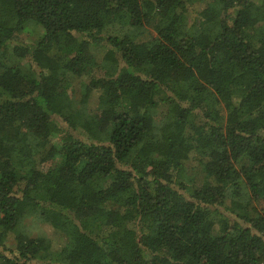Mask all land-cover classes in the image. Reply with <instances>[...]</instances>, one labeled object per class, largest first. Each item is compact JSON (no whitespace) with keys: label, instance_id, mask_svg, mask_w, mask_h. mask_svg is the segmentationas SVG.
I'll return each instance as SVG.
<instances>
[{"label":"trees","instance_id":"obj_1","mask_svg":"<svg viewBox=\"0 0 264 264\" xmlns=\"http://www.w3.org/2000/svg\"><path fill=\"white\" fill-rule=\"evenodd\" d=\"M0 247L264 264V0H0Z\"/></svg>","mask_w":264,"mask_h":264},{"label":"rangeland","instance_id":"obj_2","mask_svg":"<svg viewBox=\"0 0 264 264\" xmlns=\"http://www.w3.org/2000/svg\"><path fill=\"white\" fill-rule=\"evenodd\" d=\"M190 20L192 19L189 17L187 22L190 23ZM131 31H132V28L130 26L117 24L111 27L109 33L124 35ZM40 32H41V29L39 28L37 29V28H34V26L29 25L22 32L18 33L17 40L20 42L27 43V44H33L38 38ZM137 32L138 34H140L139 38L144 39V40H148L149 38L155 35V31L150 27L139 29ZM167 109H168V104L161 102L160 107L155 113L158 123L161 122L163 115L166 113ZM197 172L198 171L195 169H189L188 176H194ZM21 227H23V229L27 230L30 234H33V235L45 234L47 236H50L52 234L51 228H49L46 225V223H43L41 220L37 219V217H34V216H29L27 218H24ZM8 245H12V242H9ZM0 251L4 252L5 254H9L8 251H4L3 247H0ZM40 263L41 262L37 260V262H34L32 264H40Z\"/></svg>","mask_w":264,"mask_h":264}]
</instances>
